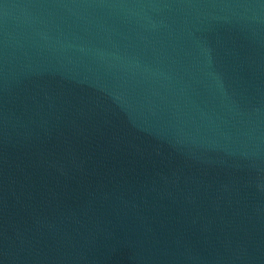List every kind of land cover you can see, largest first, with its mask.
Listing matches in <instances>:
<instances>
[{"label":"water","instance_id":"95a60500","mask_svg":"<svg viewBox=\"0 0 264 264\" xmlns=\"http://www.w3.org/2000/svg\"><path fill=\"white\" fill-rule=\"evenodd\" d=\"M0 264H264V0H0Z\"/></svg>","mask_w":264,"mask_h":264}]
</instances>
